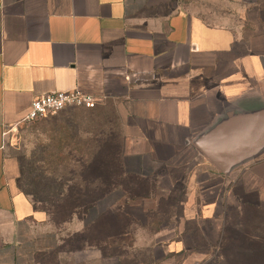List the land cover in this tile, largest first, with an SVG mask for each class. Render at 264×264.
I'll use <instances>...</instances> for the list:
<instances>
[{
    "label": "crops",
    "instance_id": "crops-1",
    "mask_svg": "<svg viewBox=\"0 0 264 264\" xmlns=\"http://www.w3.org/2000/svg\"><path fill=\"white\" fill-rule=\"evenodd\" d=\"M74 88L97 101L58 150L116 149L122 168L182 196L167 236L154 234L165 242L156 264L208 261L213 245L228 264L230 229L249 209L264 213V148L222 173L196 142L230 117L264 112V0H0V264H40L35 254L58 242L18 189L6 142L34 97Z\"/></svg>",
    "mask_w": 264,
    "mask_h": 264
},
{
    "label": "rangeland",
    "instance_id": "rangeland-1",
    "mask_svg": "<svg viewBox=\"0 0 264 264\" xmlns=\"http://www.w3.org/2000/svg\"><path fill=\"white\" fill-rule=\"evenodd\" d=\"M83 108L81 106H69L43 118L22 121L8 132L7 152L16 159L18 166L16 185L38 208L48 207L54 210L56 202L63 205V197L66 194L67 185L79 176V163L64 156H58L57 152L67 153V150H58L57 146L64 128L78 121L79 111ZM96 157V160L99 158L103 159L102 154H97V152ZM57 158L60 160L58 161ZM88 159L90 162L89 157H83L84 161ZM92 171L101 173L100 171L103 170ZM143 171L141 169L138 170L135 166H129L127 169L123 167L121 175L115 179V186L98 203V212L102 211L105 206L114 203L115 205L121 204L129 214V223L127 225L129 232L126 236V243L109 241L103 252L94 247L76 252L64 250L59 252L55 259L45 261V263L156 264L155 257L163 254L165 242L161 243L159 239L155 240L154 234L156 233V236L160 238L167 236L168 227L175 222V213H177L178 208L172 206L167 213H163L165 202L163 204V201L160 203V198L166 199L169 193L167 191L168 188L161 191V187L165 185L167 187V183L165 180L155 178L156 175L148 177L150 185L146 194L140 188V181L132 179L134 176L143 179L142 175H136ZM99 185H102V183L100 182ZM130 193L138 196L134 199L126 200L125 197ZM176 196L180 197V195ZM180 199H182V196ZM57 212L58 210L56 214ZM55 216L58 217V215ZM81 227L82 222L73 218L70 222L61 224L60 229L62 231L59 234L56 233V236L58 238L59 235H65L67 232L70 233ZM54 231L56 232V229ZM257 233L261 234L259 229ZM205 237H202V239L193 238L197 241L195 245L199 246L198 248H203L205 239L208 241L207 237ZM186 240L189 241L187 236ZM127 241H130V246ZM118 247L121 249L119 254L116 250ZM216 248V245H213L214 250L210 248V252L214 253L213 258H210L211 260H199L195 264H219Z\"/></svg>",
    "mask_w": 264,
    "mask_h": 264
},
{
    "label": "trees",
    "instance_id": "trees-1",
    "mask_svg": "<svg viewBox=\"0 0 264 264\" xmlns=\"http://www.w3.org/2000/svg\"><path fill=\"white\" fill-rule=\"evenodd\" d=\"M100 139L104 141V138H98V141ZM75 151L80 154L74 156L72 152ZM60 152H57L58 156H61ZM96 152L97 154H102L103 159L99 158L96 160V158H90L89 162V159L87 161L83 160L84 154L89 153L88 149L67 150L65 157L79 163L80 166L79 176L67 185L66 194L63 197V203L69 204L61 205V203L56 202L54 210H58L57 214V210L54 211L48 207H40V209L45 211L48 221L56 229V233L58 234L62 231L60 229L61 224L68 223L73 218L81 221L82 227L70 233L67 232L65 235H59L57 244L49 252L36 253V260L40 264H46L45 261L55 259L57 254L64 250L76 252L85 248L94 247L103 252L109 241L125 242L127 239L126 236L129 232L127 227L129 214L121 204L115 205L112 203L105 206L102 211H97L98 203L115 186V179L121 175L123 168L114 159L116 149L98 148ZM92 170L103 171H100L101 173H95ZM132 179L140 181V188L146 194L148 193V187L150 185L148 180L137 178L136 176L132 177ZM100 182L102 185H99ZM176 194L177 192L171 190L166 199L160 198V203L162 201V204L165 202L163 213H167L168 209L172 206L178 208L177 213H175V218L181 216L180 197H177ZM136 196L138 195L130 193L125 199H134ZM254 211L252 209L247 210L245 212L246 214L242 215L240 224L230 229V241L233 246L231 245L232 247L224 252L225 254L230 252L231 259L227 261L228 264H261L258 260L260 259L261 249H264L263 241H258L259 243L255 244L252 242L254 240H251V243L248 240L252 235H258L264 239V216ZM55 215H58V217ZM235 222L236 220L233 221L234 224ZM258 229L261 234L257 233ZM127 243L129 246L131 245L130 241H127ZM220 249L222 252V246ZM116 250L118 254L121 251L119 247Z\"/></svg>",
    "mask_w": 264,
    "mask_h": 264
},
{
    "label": "water",
    "instance_id": "water-1",
    "mask_svg": "<svg viewBox=\"0 0 264 264\" xmlns=\"http://www.w3.org/2000/svg\"><path fill=\"white\" fill-rule=\"evenodd\" d=\"M196 146L218 171L227 173L264 148V112L230 117L202 134Z\"/></svg>",
    "mask_w": 264,
    "mask_h": 264
},
{
    "label": "built area",
    "instance_id": "built-area-1",
    "mask_svg": "<svg viewBox=\"0 0 264 264\" xmlns=\"http://www.w3.org/2000/svg\"><path fill=\"white\" fill-rule=\"evenodd\" d=\"M96 101L94 96L86 94L77 88L67 91H47L32 99L22 121L43 118L69 106L93 108Z\"/></svg>",
    "mask_w": 264,
    "mask_h": 264
}]
</instances>
